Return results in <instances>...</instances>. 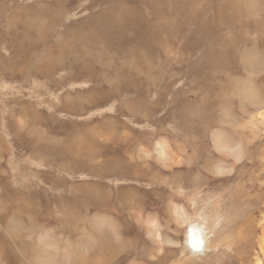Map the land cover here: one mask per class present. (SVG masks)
Segmentation results:
<instances>
[{
    "label": "rangeland",
    "instance_id": "374dc122",
    "mask_svg": "<svg viewBox=\"0 0 264 264\" xmlns=\"http://www.w3.org/2000/svg\"><path fill=\"white\" fill-rule=\"evenodd\" d=\"M260 101L263 0H0V224L89 259L102 237L101 264H258Z\"/></svg>",
    "mask_w": 264,
    "mask_h": 264
},
{
    "label": "bare ground",
    "instance_id": "6f19581e",
    "mask_svg": "<svg viewBox=\"0 0 264 264\" xmlns=\"http://www.w3.org/2000/svg\"><path fill=\"white\" fill-rule=\"evenodd\" d=\"M254 49V48H253ZM254 51V50H253ZM251 54L252 51L250 50ZM256 52V51H254ZM249 53V52H247ZM255 54V53H254ZM253 54V56H254ZM250 55V54H249ZM251 56V55H250ZM248 59V58H247ZM250 60V58L248 59ZM253 60V59H252ZM259 62V61H257ZM249 92L255 93L254 89H249ZM264 103L260 101V107ZM264 120V113L261 115ZM216 140L218 141V147L221 151H232L235 152L238 159H243L245 157L246 151H243L242 142L236 140L233 137L228 136L224 132H217L215 134ZM172 152L169 151L168 146H161L160 155L163 158H168L172 160L174 163H181L178 158L173 159ZM177 157V156H176ZM222 173L231 172V170L226 167H221L218 169ZM1 173V172H0ZM8 184V182H6ZM3 228L0 229V237L7 238L8 243H5L3 239H0V264H6L3 255L5 253H15L21 255V259L27 258L28 261L36 260V263L39 264H101L107 259L110 255H113L114 251L111 246H108V241L104 240L101 237V246L98 248V251L95 253L96 257L89 259L87 255L94 254L91 247H88L87 251L79 250L76 251L75 256H68V252L66 250H60L55 243H40L36 240L35 235L31 234L26 228V225L21 224L20 221L16 223H4ZM203 223V222H202ZM201 222H195L192 225L188 226L186 244L188 245V249L194 253L193 255L196 257L197 254H204L207 249L212 245V238L209 233L205 230V225ZM104 225H100V230L103 231ZM205 230V231H204ZM264 234V231H263ZM29 235V236H28ZM108 235V234H107ZM25 236H28V240L24 244ZM42 237V236H41ZM158 237H162L161 232H158ZM12 245L16 246V250H11ZM97 247V246H96ZM99 247V246H98ZM84 248V247H83ZM86 248V247H85ZM262 248H264V235L262 237ZM69 251V250H68ZM117 251V249H115ZM264 254V249H263ZM30 255V256H29ZM258 264H262V258H258Z\"/></svg>",
    "mask_w": 264,
    "mask_h": 264
},
{
    "label": "crops",
    "instance_id": "0c3cea01",
    "mask_svg": "<svg viewBox=\"0 0 264 264\" xmlns=\"http://www.w3.org/2000/svg\"><path fill=\"white\" fill-rule=\"evenodd\" d=\"M255 1H259V0H255ZM264 1V0H263ZM35 238H36V240L37 241H39V240H41V239H43L42 237H39V236H35ZM3 239V241L5 242V243H8V239L7 238H2ZM28 239H25V241H23L24 242V244L26 243V241H27ZM40 243H45V242H40ZM51 243V242H50ZM54 243V242H53ZM8 246L10 245L9 243L7 244ZM208 250V249H207ZM188 254H189V259H193V257H195L193 254L194 253H192L191 251L190 252H188ZM19 255V254H18ZM20 256V255H19ZM199 256H202V254L201 255H199V254H197V256L196 257H199ZM161 257H162V261H164V262H166V259H168V254H161ZM3 258L5 259V261H6V264H20V262H24V263H32V264H36V260H33V261H28L27 260V258L25 257V258H23V259H21V256L20 257H16L15 256V253H5L4 255H3ZM183 259V258H182ZM182 259H180V261H182ZM201 260H203V259H201ZM197 262H199V261H197ZM23 264V263H22ZM262 264H264V258H262Z\"/></svg>",
    "mask_w": 264,
    "mask_h": 264
}]
</instances>
